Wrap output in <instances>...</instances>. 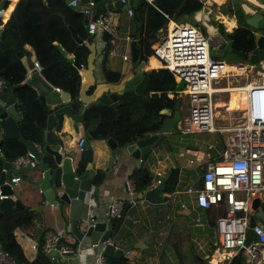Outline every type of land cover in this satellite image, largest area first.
<instances>
[{
  "label": "built area",
  "instance_id": "obj_1",
  "mask_svg": "<svg viewBox=\"0 0 264 264\" xmlns=\"http://www.w3.org/2000/svg\"><path fill=\"white\" fill-rule=\"evenodd\" d=\"M120 1L128 4L127 0ZM145 1L152 3V0ZM199 1L202 4L215 2ZM68 4L74 11L87 16V33L105 31L114 35L112 18L106 13L91 19L94 11L92 0H70ZM257 5L264 9V5ZM124 12L129 17L133 14L128 6ZM164 16L167 18L165 34L151 45V54L171 73L175 86L182 83L175 97L180 101L185 100L186 120L182 128L178 126L174 129L175 136L170 138L165 137V134L172 130L152 133L154 138L149 150L158 148L164 154L152 160V175L145 168L148 183L142 190L136 191L134 178L128 175L124 180L128 197L107 199L103 206V220L120 217L124 214V206L128 208L149 201L148 194L164 203L171 195L184 193L195 207L213 211L214 245L218 250L228 254L241 253L248 264H263L264 226L260 222L250 223L249 215L264 208V78L246 79L233 85L222 84V75L233 77L246 74L249 64L226 63L215 59L209 53V42L211 46L219 45L218 40L214 42L213 33L204 37L194 24L181 23ZM124 40L130 42L132 37L126 34ZM121 58L125 60L129 56L122 52ZM32 67L40 73L41 66L36 60L32 61ZM260 73L264 75V71ZM2 85L0 80V87ZM53 88L60 91L58 87ZM226 91L240 94V120L232 125L217 126L214 124V108L217 103L213 98L215 94ZM15 109L18 120L21 113L17 105ZM82 142L83 138L79 136L76 140L77 151L82 149ZM29 159H32V154L25 151L13 163L23 167ZM183 164L189 175L194 174L195 178L190 184L187 180L183 181L184 184L180 186ZM17 181L18 175L10 177L7 182L12 189ZM138 192L140 196H137ZM159 193H162L161 196ZM89 196L84 204L88 225L93 223L94 219L90 216L95 212ZM4 197H12V194L0 193V199ZM252 198L259 200L256 209L251 208ZM178 204L180 208H185L187 201L180 199ZM200 224L198 219L194 221V225ZM247 231L250 238L247 237ZM60 236L59 231H45L38 244V249L51 261L55 260L57 254L64 257L77 253L78 247L61 243ZM104 243H89L90 247L100 248L95 254V264H106V256L102 253ZM30 247L34 248L35 245L31 244ZM0 264L26 263L16 261L9 250L0 247Z\"/></svg>",
  "mask_w": 264,
  "mask_h": 264
},
{
  "label": "trees",
  "instance_id": "obj_2",
  "mask_svg": "<svg viewBox=\"0 0 264 264\" xmlns=\"http://www.w3.org/2000/svg\"><path fill=\"white\" fill-rule=\"evenodd\" d=\"M93 7L104 6L108 0H92ZM7 1L3 2L5 7ZM128 6L132 9L131 22L133 25L132 41L138 48V60L146 61L151 56L150 42L158 40V31L165 34L168 17L176 19L179 15H188L199 11L202 3L199 0H152L149 4L145 0H129ZM236 26L229 32H224L225 39L238 51H250L254 47L252 28L243 24L244 15L236 9ZM83 15L73 10L65 0H16L3 23L0 32V80L3 85L0 89V96L6 102L15 100L20 110L21 116L16 121L19 136L24 140L36 143L40 147L45 144H55L60 142L57 132L61 126L62 113L55 115L53 126L46 131L44 138L46 117L53 109L49 108L44 98L37 94L30 85L16 87L25 78V68L21 58L26 52L25 45H28L34 54L35 60L40 64V74L51 85L58 87L67 93V103L74 102L78 97V88L81 76L74 62L86 63L88 53L87 43L92 41V35L86 31V26L82 21ZM69 25L75 30L80 42L74 41L70 35ZM95 34V33H94ZM160 34V33H159ZM104 39L101 57V72L103 78L109 82H117L121 73L110 70L105 66L106 55L112 44L110 35L101 31ZM158 35V36H157ZM57 45L64 50L62 54ZM144 46L146 54L142 57L141 47ZM71 57L72 61L67 58ZM159 64L153 58L150 66ZM149 87L143 96L133 92H127L118 96L121 102L119 110L117 102L115 107L108 103H97L87 106L81 113V124L90 139H106L112 133L118 146H123L134 137H141L143 132L157 131L161 123V113L159 110L170 109L177 111L179 99L168 97L165 92L175 89L174 80L166 69H153L148 74ZM91 87L87 90L89 93ZM158 90V91H157ZM149 92H161L160 95L148 96ZM116 100V101H117ZM141 100L145 121L144 127L135 124L130 126L128 113H135L133 101ZM57 107V106H56ZM74 109L72 111H75ZM170 111V114H172ZM121 114V120L118 121ZM145 124V125H144ZM26 151L24 145L17 139H1L0 153L4 160H13ZM91 147H82L79 159L74 167L77 174L85 172V165L91 161ZM3 169V159L0 157V172ZM134 178L136 191L142 190L148 183V173L144 167H136L131 172ZM101 172L97 171L92 177L93 183H98ZM126 207H123V213ZM60 213V212H59ZM62 214V213H60ZM120 217L110 219L111 232L115 234ZM28 211L22 207L11 206L0 216V247L10 250L14 259L18 262L24 261L19 254L18 247L14 243L11 228L27 220ZM247 237L250 233L247 231ZM63 242V238L59 240ZM5 246V247H4ZM28 264H54L47 256L38 249L35 257ZM106 264H131L122 257H106Z\"/></svg>",
  "mask_w": 264,
  "mask_h": 264
},
{
  "label": "crops",
  "instance_id": "obj_3",
  "mask_svg": "<svg viewBox=\"0 0 264 264\" xmlns=\"http://www.w3.org/2000/svg\"><path fill=\"white\" fill-rule=\"evenodd\" d=\"M4 1H7L5 7L3 6ZM15 1L16 0H0V28L3 27V23L8 17L9 12L12 9V6ZM128 1L129 0H127V2ZM235 1L237 2L238 6L230 4V6L227 8L228 12L221 13V11H217L216 8L213 6L214 4L223 6L226 4V0H215L213 4H210L212 6V10L209 13H207L205 8H201L199 10L201 12V18L204 13H207L209 14V20L210 15L218 14L219 18L213 17L215 21L214 26L216 28V31L213 34L218 37L219 43L223 40L226 42V44L228 43V41L224 38L223 32H229L233 27L236 26L237 21L233 13L236 7H238L239 11L243 13L244 18L250 17L256 12L260 13L261 16L264 18V9L257 5H264V2L262 0H246L247 4L241 2L242 0ZM109 16L112 18L114 35H110V43L112 44V46L106 55L105 66L110 70L119 71L121 75H123L126 72L130 71L133 66V63L130 62V58H127L125 60L121 58L122 52L129 56V42H125L124 37L126 34H129L130 36H132L133 34L131 16H127L124 10L122 9L116 11L115 17L113 15ZM113 20H115V22ZM255 21L258 22L259 20L255 19ZM225 23L229 27H227ZM220 29H222L223 32H220ZM255 30V28L251 29L252 32ZM260 31L264 34V27L260 28ZM158 32L160 33H158L159 36L157 35L158 38L162 37V32ZM92 36L93 37L91 43H93V47L95 49L92 73L95 78V82L106 81L103 78L101 72V53L102 48L104 46V39L102 38L101 32L98 31ZM156 41L157 40H155L154 42ZM118 43H120L119 60L117 59V55L112 54L113 45ZM24 47L29 53V60H35L32 49L28 45H25ZM152 58L159 64L154 63L150 66V61ZM239 59L240 61L236 62H245L249 64L248 72L246 74H237L233 77H230L229 75H222L221 80L227 79V83L225 85H233V83H242L246 79L257 80L259 77L255 74V72L263 73L264 59L254 64L248 62L246 59ZM21 62L25 68V78L23 80L25 81L29 76V69L26 66L24 55L21 58ZM256 64H259V69H253L252 71V68ZM158 68L163 67L158 61V59H156L152 55L149 56L146 61H144L143 70L147 76L151 70ZM79 74L81 76L82 81L83 77L80 72ZM239 78H243V81H239ZM52 87L55 86L52 85ZM176 87L177 85L175 86L174 90H169L165 92L166 95L168 97L171 95L175 97V91H177ZM33 89L36 91L34 87ZM59 92L63 91L60 89ZM154 94L160 95L161 92H149L148 96H152ZM0 101H2V103H4V105L6 106L11 103H13L15 107L17 105L15 100H12L11 102H6L1 98V96ZM118 101L119 100H117L116 102ZM58 105L60 104H48L49 108L51 109H54ZM82 106L83 104H81L80 107L77 108V110L71 111L69 114L62 115L61 126L59 131L57 132L60 142L55 143L59 145V148L63 151L62 153L64 155H66L71 150L73 151V156L70 160L72 169H74L77 160L79 159L81 150H76V140L79 136H82L83 127L81 122H79L77 123V131H74L72 127L71 115L73 113L79 112ZM170 111V109L166 108H161L159 110V113H161L162 118L161 123L165 118L171 117L173 115L172 111V114L169 113ZM177 111H179L180 115L181 110L179 104ZM120 120L121 114L119 116L118 121ZM174 129H172L171 132H168V134H165V137L170 138L172 136H175ZM152 133L154 132H149L146 135H152ZM2 134L3 129L0 127V140L2 139ZM137 138L139 137H134L132 140L126 142L125 144L131 143ZM34 144L36 145V147L39 146L36 143ZM88 145L91 147L92 151L91 161L88 162V169L93 171L92 177L97 171L101 172V177L98 183L95 184L91 180V190L89 193L90 203L94 205V211H96V217L99 220L104 219L103 206L107 199L113 197L126 199L128 197L124 187V180L128 175L131 174L132 170L140 166L146 168L152 175V160L155 157H159L161 154H164V152L162 150H159L158 148H152L151 150H147L146 156H144V160L142 154L141 156H139V158H141L139 165L136 166V159L129 152H127L123 148V146L117 147L118 149L116 150V153L111 156V159L109 161L108 157L110 155V152L106 145L105 139H88L87 146ZM34 164L35 163L32 159L27 160L25 172L30 171V168L33 167ZM2 170L4 171L5 179H7V181L8 179H10V177L19 175L20 173L24 172L18 166H10ZM180 172V186L184 184L183 181L187 180V183L190 184L192 179L195 178L194 174L189 175L185 164L182 165ZM12 191V197H17L21 203V207L28 211L27 220H21V222L13 226L10 231L13 241L18 247L19 254L24 258V262L26 264H28V262L35 257L38 251V244L41 242L43 233L45 231H59L61 232L60 239L63 238V242L61 243L78 247L76 255H64L63 257L57 254L54 261L50 260L54 264H95V254L100 248L90 247V240L88 237H82L78 240L75 235L71 232L67 205H65L62 210L63 214H60L55 206H50L47 203V201L40 195V193L35 187L30 186L21 180L17 181V183L12 187ZM143 193L145 194V192ZM161 194L162 193H159L158 195L161 196ZM155 196H157V194H155ZM147 197H150L149 201L126 208L124 215L120 220L119 226L115 231V234H113L112 237L109 239V241L113 243L114 247L139 243V247H132L130 250L122 252V254L119 256L122 257L127 263L248 264L243 254H228L224 251L218 250L216 248V245H214L215 241L209 240L210 238L205 233V231L208 228H212V231H214V215L212 210L195 207L193 201L190 198L186 197L184 193H175L171 195L168 200L164 203L159 202L158 199L156 197H153L152 195L148 194ZM180 199L183 201H187V206L185 208L179 207L178 202ZM170 201H173V203L176 205L175 214L171 215L168 213H163L161 215V207L158 206L168 205V202ZM152 204L155 205V214L150 207ZM83 209L85 210V205ZM84 210L83 212H85ZM191 212H193L191 216L194 217V221L198 219V221L201 223L200 225H194V221L191 222L189 220L188 215L190 216ZM258 222L262 223L264 226V208L263 212L259 215ZM31 244L35 245V247L31 248ZM176 255H178L179 260L177 259Z\"/></svg>",
  "mask_w": 264,
  "mask_h": 264
},
{
  "label": "water",
  "instance_id": "obj_4",
  "mask_svg": "<svg viewBox=\"0 0 264 264\" xmlns=\"http://www.w3.org/2000/svg\"><path fill=\"white\" fill-rule=\"evenodd\" d=\"M69 1L70 0H65L66 3ZM112 8L125 10L127 4H122L120 0L109 1L104 6L95 8L91 19H94L98 14H103ZM255 19L259 21L257 22ZM86 20L87 16L83 15L82 21L84 24H86ZM210 21L212 25H215L213 14L210 15ZM242 23L256 29L252 32L254 47L250 51H238L231 48V45L229 43L226 44L224 40L221 41L217 47L221 50V56H224L226 52H231L235 56L246 59L248 62L254 64L264 59V34L260 31V28L264 27V18L260 13L256 12L250 17L244 18ZM66 26L68 27L70 35L74 41L80 42L75 30L67 24ZM2 29L3 27L0 28V32ZM220 32H223V30L220 29ZM86 46L88 53L86 55L85 65L80 66L79 63L74 62V65L79 69L83 80L80 82L78 88L77 99L70 103L66 102L68 99L67 93L56 91L52 85L46 82L32 67V61L29 60V53L26 51L24 54L25 63L29 69V76L16 87L26 84L30 85L36 89L37 93L44 98V101L47 104H60L46 117L45 129L43 131L44 138L46 136V131L53 126L55 115L58 113L69 114L72 110L79 108L80 105L83 104L79 112L71 115L73 130L77 131V123L81 122V113L85 107L97 103H108L112 107H115L116 100L121 94L133 92L136 95L143 96L145 93L146 87L149 83V77L143 70L144 61L138 60V48L134 41L129 42V58L130 62L133 63V66L130 71L121 75L117 82H95L92 73L95 49L91 42ZM57 48L62 54H64V50L60 46L57 45ZM67 60L72 61V58L68 57ZM181 84L182 83L179 82L177 87H180ZM90 87L91 90L88 93L87 90ZM177 87L176 89H178ZM16 118L17 113L14 104L11 103L6 106L0 101V127L3 129L2 139H17L24 145L26 151L32 154V160L35 163L34 166L30 168V171H24L18 175L19 180L35 187L47 203L50 206H55L60 213H62L64 206L67 205L71 232L78 240L82 237H88L91 243L105 242L102 247V253L105 256L117 258L122 252L130 250L132 247H139V243L114 247L111 241H107L113 235L111 232V222L108 220L104 221L97 219L95 214L96 211L90 216L91 219H94L93 223L88 225L83 212L86 198L91 190V180L93 175V171L88 169V163L85 167L86 171L82 174H77L71 167L70 160L73 156L72 150L64 155L58 144H45L43 147H36L33 142L24 140L19 136ZM178 119L179 111H174L171 117H167L162 121L158 131L164 132L163 125L166 120H170L173 125ZM82 127V147H86L89 135L85 130V126L82 125ZM153 138L154 135H147L123 145V148L136 159V166L139 165L141 160L139 156L149 150ZM105 141L110 152L108 157V160L110 161L111 156L116 153V150L118 149L117 147L120 146L117 145L114 133L107 137ZM0 157L3 159V169L10 166L15 167L13 162H7L4 160L1 153ZM12 192L13 191L9 187L7 179H5L4 171L2 170L0 172V193L11 195ZM137 196H140L139 192L137 193ZM148 199L150 200V197H148ZM258 203L259 200L257 198H252L251 208L256 209ZM11 206L21 207V203L17 197H4L0 199V216ZM150 207L155 214V205L152 204ZM176 257L179 260L178 255H176Z\"/></svg>",
  "mask_w": 264,
  "mask_h": 264
},
{
  "label": "rangeland",
  "instance_id": "obj_5",
  "mask_svg": "<svg viewBox=\"0 0 264 264\" xmlns=\"http://www.w3.org/2000/svg\"><path fill=\"white\" fill-rule=\"evenodd\" d=\"M264 2V0H262ZM241 2H244L245 4H247L246 0H242ZM230 4H234L237 5V2L235 0H226V4L223 6L214 4L213 6L216 8L217 11H221L222 12H228V7L230 6ZM238 6V5H237ZM236 7V6H235ZM202 8H205L207 13H209L212 10V6L209 3H204L202 4ZM238 7L235 8V10L233 11L234 15L236 12V9ZM120 8H112L106 11V15H113L115 17L116 11L119 10ZM239 9V8H238ZM215 11V10H214ZM204 13L202 18H201V12L200 11H196L193 12L191 14L188 15H179L175 20L179 21L181 23H192L194 24V26H196L201 33L203 34L204 37H207V35L214 33L216 30L215 26L212 25L211 21L209 20V14ZM217 18V17H216ZM115 22V20H113ZM218 40V37L215 36L214 34V42ZM154 44V42H150V47L151 45ZM113 52L112 54L117 55V59L119 60V56H120V43L118 44H114L113 45ZM209 53L212 57H214L215 59H219V60H223L226 63L227 62H236V61H240L239 58H237L234 54H232L231 52H226V54L224 56H221V50L216 47V46H211V43L209 42ZM141 54L142 57H144V55L146 54L145 52V48L144 46L141 47ZM152 55V54H151ZM153 56V55H152ZM154 57V56H153ZM128 61V60H127ZM160 62V60H158ZM127 63V62H125ZM259 64H256L253 69H259ZM170 73V72H169ZM227 79H223L221 80L222 84H226ZM243 81V78H239V81ZM171 98V96H169ZM213 100L217 103L216 107L214 108V124L217 126L220 125H232L234 123H236L237 121L240 120V111L238 110L239 104H240V94L238 92H230V91H226V92H222V93H218L214 95ZM179 106H180V115H179V119L177 121H175V125L174 127L177 128L179 126V128H182L183 125V121L186 120V116H187V112H186V105H185V100H179L178 102ZM117 106L119 108V110L121 109V102L119 103V101L117 102ZM133 107L135 109V113H131V114H127L128 115V120L130 121L129 125L133 126L135 124L139 125L140 127H144L143 122L145 121L144 118V113H143V109L142 107V102L141 100L138 101H133ZM145 125V124H144ZM160 127V125H159ZM158 127V128H159ZM146 134H148V132H143L141 133V137H145L147 136ZM143 160H144V156H146V152L143 153ZM25 167H19L21 170L25 171ZM168 205H159L158 207H161V215L163 213H168L171 215H174L176 212V205L173 203V201L168 202ZM263 212V207L261 208V211H254L252 213H250L249 215V221L252 223H256L259 221V215L260 213ZM193 212L190 213V216ZM189 217V220L191 222L194 221V217L191 216ZM187 217V216H185ZM205 233L209 236V240L210 241H215V233L214 231H212V228H208L206 229Z\"/></svg>",
  "mask_w": 264,
  "mask_h": 264
},
{
  "label": "bare ground",
  "instance_id": "obj_6",
  "mask_svg": "<svg viewBox=\"0 0 264 264\" xmlns=\"http://www.w3.org/2000/svg\"><path fill=\"white\" fill-rule=\"evenodd\" d=\"M213 17L214 18H219V16H218V14H213ZM224 23V22H223ZM226 24V23H225ZM226 26L227 27H229L227 24H226ZM255 74L258 76V77H260V80L261 79H263L264 78V75L263 74H261V73H259V72H255ZM148 87H149V83H148V85H147V87H146V90H145V92L147 91V89H148ZM178 89H180V87H177ZM178 89H176V90H178ZM178 94V92L177 91H175V95H177ZM217 105V104H216ZM165 111V110H164ZM170 113V112H169ZM174 125H175V122H174V124L172 125V123L170 122V120H166L165 122H164V125H163V131L164 132H168V131H171L172 129H174Z\"/></svg>",
  "mask_w": 264,
  "mask_h": 264
}]
</instances>
